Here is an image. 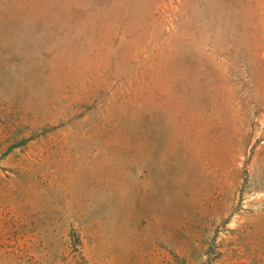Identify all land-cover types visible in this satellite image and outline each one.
Returning a JSON list of instances; mask_svg holds the SVG:
<instances>
[{"label": "rangeland", "instance_id": "obj_1", "mask_svg": "<svg viewBox=\"0 0 264 264\" xmlns=\"http://www.w3.org/2000/svg\"><path fill=\"white\" fill-rule=\"evenodd\" d=\"M0 264H264V0H0Z\"/></svg>", "mask_w": 264, "mask_h": 264}]
</instances>
